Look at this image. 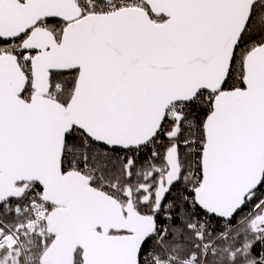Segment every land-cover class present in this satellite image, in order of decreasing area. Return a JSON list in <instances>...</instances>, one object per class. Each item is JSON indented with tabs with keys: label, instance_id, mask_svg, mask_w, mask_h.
Here are the masks:
<instances>
[{
	"label": "snow or ice",
	"instance_id": "obj_1",
	"mask_svg": "<svg viewBox=\"0 0 264 264\" xmlns=\"http://www.w3.org/2000/svg\"><path fill=\"white\" fill-rule=\"evenodd\" d=\"M0 264H264V0H0Z\"/></svg>",
	"mask_w": 264,
	"mask_h": 264
},
{
	"label": "trees",
	"instance_id": "obj_2",
	"mask_svg": "<svg viewBox=\"0 0 264 264\" xmlns=\"http://www.w3.org/2000/svg\"><path fill=\"white\" fill-rule=\"evenodd\" d=\"M150 150H146V151H142L141 153H140V155H139V159H138V163L139 162H141V161H143L147 156V153L149 152ZM177 193H176V189L174 188L173 189V193H172V195H176ZM169 198H171V197H169ZM256 203V201H252V203L251 204H248V205H246L244 208H242L241 209V211L240 212H238L237 214H236V216L233 218V220H232V223H236L237 222V220L241 217V216H243L245 213H247L251 208H252V206H253V204H255Z\"/></svg>",
	"mask_w": 264,
	"mask_h": 264
},
{
	"label": "built area",
	"instance_id": "obj_3",
	"mask_svg": "<svg viewBox=\"0 0 264 264\" xmlns=\"http://www.w3.org/2000/svg\"><path fill=\"white\" fill-rule=\"evenodd\" d=\"M212 224L214 225V229H213L214 231H217L220 229V224L217 220L213 219ZM233 224L235 225L236 223H233Z\"/></svg>",
	"mask_w": 264,
	"mask_h": 264
},
{
	"label": "rangeland",
	"instance_id": "obj_4",
	"mask_svg": "<svg viewBox=\"0 0 264 264\" xmlns=\"http://www.w3.org/2000/svg\"><path fill=\"white\" fill-rule=\"evenodd\" d=\"M148 155H150V151L147 153V155H146V156H148Z\"/></svg>",
	"mask_w": 264,
	"mask_h": 264
},
{
	"label": "water",
	"instance_id": "obj_5",
	"mask_svg": "<svg viewBox=\"0 0 264 264\" xmlns=\"http://www.w3.org/2000/svg\"><path fill=\"white\" fill-rule=\"evenodd\" d=\"M240 211H241V210H240ZM240 211H239V212H240Z\"/></svg>",
	"mask_w": 264,
	"mask_h": 264
}]
</instances>
